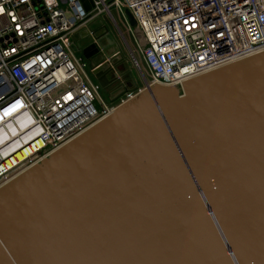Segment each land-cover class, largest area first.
<instances>
[{
    "label": "water",
    "instance_id": "1",
    "mask_svg": "<svg viewBox=\"0 0 264 264\" xmlns=\"http://www.w3.org/2000/svg\"><path fill=\"white\" fill-rule=\"evenodd\" d=\"M73 49L107 96L137 90L126 61L129 86ZM141 78L0 188V264H264V52L172 87Z\"/></svg>",
    "mask_w": 264,
    "mask_h": 264
},
{
    "label": "built area",
    "instance_id": "2",
    "mask_svg": "<svg viewBox=\"0 0 264 264\" xmlns=\"http://www.w3.org/2000/svg\"><path fill=\"white\" fill-rule=\"evenodd\" d=\"M93 5L94 13L80 0H0L1 176L8 173L7 158L15 161L21 150L27 156L0 180V188L103 121L122 97H133L120 90L106 100L73 49L84 46L86 36V44L98 51L96 68L109 66L110 78L122 84L124 56L113 59L104 43L109 32L90 25L108 14L123 37L112 10L127 27V12L135 19L139 38L132 31L131 65L142 70L140 58L153 85L175 86L264 52V0H93ZM65 84L68 89L52 95Z\"/></svg>",
    "mask_w": 264,
    "mask_h": 264
},
{
    "label": "rangeland",
    "instance_id": "3",
    "mask_svg": "<svg viewBox=\"0 0 264 264\" xmlns=\"http://www.w3.org/2000/svg\"><path fill=\"white\" fill-rule=\"evenodd\" d=\"M81 2L84 4V6L86 8H92V13L95 12V6L93 5V0H81ZM112 13L114 15V17L117 19L118 23H119V26L122 30V33L124 35V37L126 38L128 44L131 46V36H132V31H134L135 34H137V37L139 38V35L137 33V29L136 27H127V25L124 24V22L121 20V18L118 16V13L117 11L115 10H112ZM92 25L91 28L93 30H100L101 26L104 27V30L108 31L109 32V36L111 37L112 40L117 41V43L120 45H124V40L122 39L123 37L121 36V34L119 33L118 29L116 28V26L114 25V23L112 22V20L110 19V17L108 16V14H105L103 15V17H101L100 19H97L95 22L92 21V23L90 24ZM142 43H144L143 40H141ZM120 45V46H121ZM127 48V47H126ZM121 49L125 50V48H123V46L121 47ZM126 51V50H125ZM76 55L78 56V58H81L82 61L87 64V71L90 73L93 81L95 83L96 82V79L93 77V75L91 74V70L90 68L88 67V62L86 60V58L84 57L83 53L80 51V52H77ZM125 55V54H124ZM137 60L139 61V64H140V67L146 77V79L149 81V75L147 74V70L144 66V63L143 61L140 59V58H137ZM133 65V64H132ZM133 70H132V74H133V77L135 78V81H136V85H137V90H135L134 92L132 93H129V94H133V97L135 95H137L139 93V91H143L145 90V85L143 83V80L141 79V74L139 71H137L134 67H132ZM130 70H131V67H130ZM134 85V84H133ZM69 85L68 84H65L63 85L62 87H60L58 90H56L55 92H53V96L57 95L60 91L62 90H66L68 89ZM103 97L107 100L108 96L106 94L103 93V91H101ZM127 96L125 97H122L117 103H115L113 105V107H116L117 105H121L123 103V101L127 102ZM129 100V99H128ZM123 105V104H122ZM120 107V106H119ZM18 177V176H17Z\"/></svg>",
    "mask_w": 264,
    "mask_h": 264
},
{
    "label": "crops",
    "instance_id": "4",
    "mask_svg": "<svg viewBox=\"0 0 264 264\" xmlns=\"http://www.w3.org/2000/svg\"><path fill=\"white\" fill-rule=\"evenodd\" d=\"M81 1V0H80ZM82 3V2H81ZM83 4V3H82ZM83 6H84V4H83ZM85 7V6H84ZM86 8V7H85ZM93 8V7H92ZM92 8H86L88 11H91L92 10ZM92 26V25H91ZM101 28H102V26H101ZM83 33H84V31H83ZM100 33H103V32H99V34ZM85 36V34H83V35H81V37H84ZM111 38V37H110ZM81 39H83V38H81ZM123 40H124V44H125V46L124 45H119L118 43H117V41H116V39H115V41H114V44H109L108 42H107V40L106 39H104V43H105V45L108 47V50H109V54H111V56H112V58L113 57H115L116 55H121V56H124V58H125V60H126V62H127V64H128V66L129 67H131V70H133V68H132V63H131V59H130V51H129V49H131V48H133V42H132V39L130 38V40H131V46L128 44V42H127V40H126V38L124 37V35H123V38H122ZM84 41H83V45H86V43L88 42V40H86V36H85V38L83 39ZM123 46V48H125V50H123V49H121V47ZM127 47V48H126ZM125 54V55H124ZM96 55H94V57H95ZM96 61H98V60H96ZM123 69H124V74H123V79H121L122 80V84L124 85V86H129V85H127L126 84V80L125 79H127V71H125V66L123 67ZM142 79V78H141ZM127 81H129L128 79H127ZM131 88V87H130Z\"/></svg>",
    "mask_w": 264,
    "mask_h": 264
},
{
    "label": "bare ground",
    "instance_id": "5",
    "mask_svg": "<svg viewBox=\"0 0 264 264\" xmlns=\"http://www.w3.org/2000/svg\"><path fill=\"white\" fill-rule=\"evenodd\" d=\"M81 51V50H80ZM162 87H172V86H163V85H161ZM130 100V99H129ZM117 109H119V106L116 108V109H114L113 111H112V113L108 116V117H110L113 113H114V111L115 110H117ZM107 117V118H108ZM107 118H105V119H107ZM102 122V121H101ZM98 124H100V123H98ZM97 124V125H98ZM78 138V137H77ZM71 142V141H70ZM69 142V143H70ZM69 143H67L66 145H64L63 147H65V146H67ZM62 147V148H63ZM62 148H60V149H62ZM60 149H58L57 151H59ZM57 151H55V152H57ZM54 152V153H55ZM51 155H53V153L51 154ZM26 159H27V156H26V153H24L22 150L21 151H18L17 152V154H16V156H15V161H12L11 160V158L9 157V158H7L6 159V165H7V167L9 168V169H7V171H8V173H4L2 176H1V174L3 173V172H0V180L3 178V177H5L7 174H9L12 170H14L15 168H17L18 166H21L22 164H23V161H26ZM45 160V158L42 160V161H44ZM41 161V162H42ZM41 162H39V163H41ZM39 163H37V164H35L34 166H36V165H38ZM34 166H29L28 168H26L24 171H28V170H30L31 168H33ZM23 174V173H22ZM19 175H21V174H19Z\"/></svg>",
    "mask_w": 264,
    "mask_h": 264
},
{
    "label": "flooded vegetation",
    "instance_id": "6",
    "mask_svg": "<svg viewBox=\"0 0 264 264\" xmlns=\"http://www.w3.org/2000/svg\"><path fill=\"white\" fill-rule=\"evenodd\" d=\"M80 52V51H79ZM81 52L83 53V50H81Z\"/></svg>",
    "mask_w": 264,
    "mask_h": 264
},
{
    "label": "trees",
    "instance_id": "7",
    "mask_svg": "<svg viewBox=\"0 0 264 264\" xmlns=\"http://www.w3.org/2000/svg\"><path fill=\"white\" fill-rule=\"evenodd\" d=\"M145 66V65H144ZM146 68V67H145ZM148 74V73H147ZM149 80H150V78H149Z\"/></svg>",
    "mask_w": 264,
    "mask_h": 264
}]
</instances>
